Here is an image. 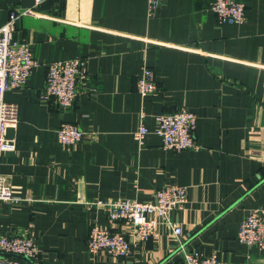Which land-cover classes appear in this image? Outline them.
<instances>
[{
    "label": "crops",
    "instance_id": "1",
    "mask_svg": "<svg viewBox=\"0 0 264 264\" xmlns=\"http://www.w3.org/2000/svg\"><path fill=\"white\" fill-rule=\"evenodd\" d=\"M243 1L246 18L236 24L217 20L214 0H167L154 15L147 0H0V27L17 13L14 38L38 62L25 87L4 94L19 106V123L7 129L16 150L0 153V176L19 200H0V235L35 237L32 264H183L181 245L264 264V250L238 240L250 212L264 209V0ZM77 57L89 82L74 107L43 100L47 65ZM144 68L159 86L147 96L136 87ZM181 108L197 116L198 149H164L156 134L157 117ZM65 123L85 138L61 145ZM141 124L144 144L134 136ZM174 185L188 196L170 215L179 239L161 223L129 257L88 251L91 226L110 227L97 201H150Z\"/></svg>",
    "mask_w": 264,
    "mask_h": 264
},
{
    "label": "built area",
    "instance_id": "2",
    "mask_svg": "<svg viewBox=\"0 0 264 264\" xmlns=\"http://www.w3.org/2000/svg\"><path fill=\"white\" fill-rule=\"evenodd\" d=\"M47 0H35L40 6ZM167 0H147L148 10L154 15ZM246 3L243 0H214L212 10L220 23L240 24L246 18ZM17 13L13 12L11 20L0 27V153L14 152L15 140L7 137V129L19 123V106L6 102V92L26 86L38 62L34 59L31 46L25 41L14 38ZM89 82L86 60L77 57L69 60L55 61L47 65L46 85L41 98L61 109L73 108L81 86ZM136 87L142 96L158 92L159 86L155 73L144 68L137 80ZM198 119L187 108L162 114L157 117L156 134L162 140L164 149L181 152L198 149L196 139ZM149 133L145 124H141L134 133L136 140L144 144ZM85 138V132L73 124H63L57 130L58 142L70 147ZM0 200L14 202L19 200L7 179L0 176ZM188 204L187 188L179 185L164 187L157 191L150 201L138 199L99 200L97 205L105 208L110 227L103 228L94 224L90 228L87 248L90 253L105 252L111 256L129 257L137 243H146L159 236V224H167L179 239L183 229L171 218L174 210H184ZM125 224L128 231H114L112 226ZM238 240L248 246L264 250V209H256L242 222ZM183 264H232L219 260L215 255L204 256L196 250H186L181 245ZM0 264H31L38 260L40 251L37 239L30 235H0Z\"/></svg>",
    "mask_w": 264,
    "mask_h": 264
},
{
    "label": "water",
    "instance_id": "3",
    "mask_svg": "<svg viewBox=\"0 0 264 264\" xmlns=\"http://www.w3.org/2000/svg\"><path fill=\"white\" fill-rule=\"evenodd\" d=\"M1 255V254H0ZM27 263L31 264V262L29 260H25Z\"/></svg>",
    "mask_w": 264,
    "mask_h": 264
}]
</instances>
